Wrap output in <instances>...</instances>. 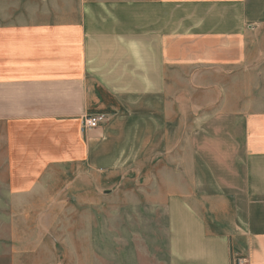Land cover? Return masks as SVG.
<instances>
[{
	"label": "crops",
	"instance_id": "crops-1",
	"mask_svg": "<svg viewBox=\"0 0 264 264\" xmlns=\"http://www.w3.org/2000/svg\"><path fill=\"white\" fill-rule=\"evenodd\" d=\"M252 30L264 37V0H0V264H40L42 181L64 176L47 165L110 170L161 154L176 164L164 178L166 264H264V91L262 108L248 93L233 109L225 88L187 145L170 124V85L200 84L217 65L201 39L232 53ZM97 112L104 121L81 133Z\"/></svg>",
	"mask_w": 264,
	"mask_h": 264
},
{
	"label": "rangeland",
	"instance_id": "rangeland-1",
	"mask_svg": "<svg viewBox=\"0 0 264 264\" xmlns=\"http://www.w3.org/2000/svg\"><path fill=\"white\" fill-rule=\"evenodd\" d=\"M201 40L202 48L211 45L215 49L209 53L217 64L210 69V78L202 77L204 82L200 84H173L169 88L174 111L170 124L179 129L177 137L183 146L190 139L192 127L198 124V119L207 118V108L214 101L219 102L227 87L233 109L239 108L237 104L242 101H237L238 96L242 94L246 97L248 93L249 96L254 94V98L245 103H251L255 110L262 108L256 98L264 91V37L255 30L246 35H235L232 38V53H229L230 48L224 49V38ZM201 54L204 55V52ZM231 57L230 68L227 61ZM203 61H208V58ZM231 69L233 81L228 85L225 84V77ZM185 71L186 74L192 72V67H186ZM201 72L202 75H209V67L202 66ZM198 108L201 115H193L192 111L195 109L197 112ZM214 108L218 109V104ZM179 112L185 114L180 115ZM1 152L0 149V173L5 170ZM170 154H175V150ZM165 155H156L145 163L110 170L95 169L82 163L50 164L42 169L64 176L42 181L46 184L44 193L39 196L41 209L48 206L50 209L45 213L40 228V264L53 262L54 253L58 256V263L166 264L164 178L165 173L175 169L176 164L170 163ZM28 166L33 167L25 164L24 168ZM3 188L4 182L0 180V235L3 223L1 206L6 203ZM27 215L31 216V213ZM31 226L29 222L26 237L31 235ZM25 247L32 249L29 243ZM74 252H87L88 256L79 261ZM69 253H74V258L64 260L65 254Z\"/></svg>",
	"mask_w": 264,
	"mask_h": 264
},
{
	"label": "built area",
	"instance_id": "built-area-1",
	"mask_svg": "<svg viewBox=\"0 0 264 264\" xmlns=\"http://www.w3.org/2000/svg\"><path fill=\"white\" fill-rule=\"evenodd\" d=\"M105 119L104 113H89L82 117L80 131L86 134L89 130L98 127ZM232 264H246V261L242 257H236L233 259Z\"/></svg>",
	"mask_w": 264,
	"mask_h": 264
}]
</instances>
